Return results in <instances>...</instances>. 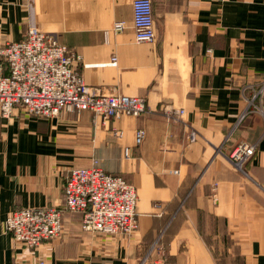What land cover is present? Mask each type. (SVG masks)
Here are the masks:
<instances>
[{
  "label": "crops",
  "instance_id": "crops-1",
  "mask_svg": "<svg viewBox=\"0 0 264 264\" xmlns=\"http://www.w3.org/2000/svg\"><path fill=\"white\" fill-rule=\"evenodd\" d=\"M132 1L0 0V46L35 22L80 56L90 88L147 101L142 116L105 123L89 111L0 112V264H264V116L245 99L264 80V0H150L156 38L139 44ZM113 55L116 66L101 65ZM175 109L181 121L168 119ZM241 142L255 145L243 172L228 159ZM93 159L135 187L137 230L90 234L68 212L59 239L34 254L15 244L7 216L63 208L69 170Z\"/></svg>",
  "mask_w": 264,
  "mask_h": 264
},
{
  "label": "built area",
  "instance_id": "built-area-1",
  "mask_svg": "<svg viewBox=\"0 0 264 264\" xmlns=\"http://www.w3.org/2000/svg\"><path fill=\"white\" fill-rule=\"evenodd\" d=\"M126 27L124 21H117L113 31L119 33ZM132 28L136 43L154 42L155 21L150 0L132 1ZM79 62L80 56L61 45L54 34L40 30L35 22L30 23L21 41L0 46L1 115L9 118L18 107L31 116L47 119L57 117L62 111H89L105 123L122 116L140 117L146 113L145 98L105 95L90 88L76 68ZM101 65L116 66L117 57L113 55L109 62ZM263 97L264 80L257 89H252L250 98H245L247 109L264 116ZM183 115V109L171 110L168 119L181 121ZM145 136L143 129H137L135 144L141 145ZM194 139L195 134L190 133L188 141ZM254 153L255 145L241 142L228 159L243 172ZM130 155V149L125 148L124 158L129 159ZM63 193V208H23L7 216L5 230L12 235L15 244L34 254L44 244L59 239L64 230L63 217L68 212L79 214L81 230L90 234L130 236L138 228L135 187L123 177L105 173L96 159L88 167L69 170ZM215 197L213 193L214 200ZM38 263L44 264V261Z\"/></svg>",
  "mask_w": 264,
  "mask_h": 264
},
{
  "label": "rangeland",
  "instance_id": "rangeland-1",
  "mask_svg": "<svg viewBox=\"0 0 264 264\" xmlns=\"http://www.w3.org/2000/svg\"><path fill=\"white\" fill-rule=\"evenodd\" d=\"M224 241H226L225 239H224ZM235 257H238V256H235ZM236 259H238V258H236ZM240 263V262H239ZM224 264V263H223ZM225 264H228V263H225ZM238 264V263H237Z\"/></svg>",
  "mask_w": 264,
  "mask_h": 264
}]
</instances>
